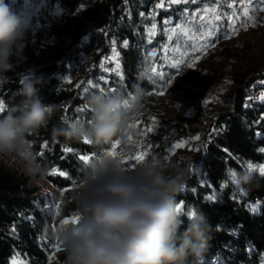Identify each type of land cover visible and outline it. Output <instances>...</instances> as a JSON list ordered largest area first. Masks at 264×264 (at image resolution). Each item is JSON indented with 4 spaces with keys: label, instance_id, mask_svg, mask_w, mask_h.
Segmentation results:
<instances>
[{
    "label": "trees",
    "instance_id": "1",
    "mask_svg": "<svg viewBox=\"0 0 264 264\" xmlns=\"http://www.w3.org/2000/svg\"><path fill=\"white\" fill-rule=\"evenodd\" d=\"M157 1L160 0H59L64 13L53 16L45 33L39 31L37 35L39 42L43 40L42 34L47 37L46 49L37 59H31L27 67L5 73L6 80L0 83V100L5 109L23 99L13 98L23 76L40 80L36 87L43 104L58 105L47 128L29 139L49 171L55 168L66 175L47 176L49 183L63 191L60 201L56 202L43 195L28 177L0 167V264H11L15 254L27 264H63L62 250L53 261H49L47 250L53 242L54 228L75 213L73 193L77 185L73 181L78 182L87 164L78 157L83 154L94 158L97 149L83 140L54 137L52 129L65 120H90L91 111L85 103L89 92L104 89L106 94H127L137 83L147 94L158 88L156 85L162 81L152 72L149 79H138L145 66L157 72L169 69L162 68L160 60L169 31L161 27L155 37H150L147 31L146 16ZM219 1L197 0L189 5H172L168 10H159L157 19L162 24L165 17H173L177 23L187 8L191 13L202 5H215ZM4 2L20 20L29 16L26 0ZM185 27L199 30L200 20L189 21ZM187 43L181 34L171 40L173 46L181 45L183 55L192 50ZM113 47L120 53V66L114 69L107 64L109 67L105 68L109 69H103L102 60ZM250 60L246 69L237 70L233 75L234 85L224 98L228 108L219 113L213 129L204 133L206 152L194 162L199 171L189 173L185 190L176 196L184 206L179 232L185 231L190 223L187 217L190 207L199 209L212 229L204 264H262L263 261L264 174L259 172V166L264 165V101L253 99L250 87L261 81L255 87L264 88V73L251 78L261 64ZM81 78L85 83L78 85ZM215 79L207 78L205 88ZM151 110L146 95L142 114ZM200 131L201 128L186 122H166L147 135L146 143L158 157L165 158L167 144L174 136L188 137ZM65 148L72 151L66 152ZM248 163L262 176L258 175L246 192H237L232 186L221 187L227 168L242 170Z\"/></svg>",
    "mask_w": 264,
    "mask_h": 264
},
{
    "label": "clouds",
    "instance_id": "2",
    "mask_svg": "<svg viewBox=\"0 0 264 264\" xmlns=\"http://www.w3.org/2000/svg\"><path fill=\"white\" fill-rule=\"evenodd\" d=\"M20 18L0 0V83L12 68L24 40ZM151 76L148 66L138 79ZM40 80L23 76L13 98L23 99L0 112V156L13 157L23 173L37 184L45 181L48 166L34 149L29 137L47 128L57 104L45 105L38 96ZM147 92L139 83L127 94L92 91L85 103L91 119L65 120L52 129L54 137L77 141L85 138L97 149L85 164L73 193L76 223L59 224L52 238L61 247L63 264H204L207 239L212 231L199 209L187 211L189 225L179 232L183 211H177L176 196L189 179V167H173L166 158L151 156L135 167L122 160L134 155L127 140L131 125L140 118ZM120 140V155H108L106 146ZM257 170L227 168L221 185L246 192Z\"/></svg>",
    "mask_w": 264,
    "mask_h": 264
},
{
    "label": "rangeland",
    "instance_id": "3",
    "mask_svg": "<svg viewBox=\"0 0 264 264\" xmlns=\"http://www.w3.org/2000/svg\"><path fill=\"white\" fill-rule=\"evenodd\" d=\"M158 4L161 6L157 7ZM179 4L189 5L193 3L182 2ZM172 5L178 4H172L170 0H160L152 5L150 12L146 16L149 21L147 31L150 37H155L161 27L169 31V35H172V38L175 35H180L179 31L173 34L171 30L177 28V25L181 29H186L185 25L189 21L199 20V16L205 14V9H216L215 14L221 15L222 18L218 22V31L213 32L208 42V47L203 50L193 51L192 49L190 53L183 55L181 50L176 51V47L171 44V40L167 39L163 44L160 51V60L163 62L162 68L168 67L169 69L161 72L168 79V87L163 89V95L155 94L160 90L159 88L147 94L152 110L142 114L140 118L132 123L134 127L131 128L129 134L131 139L129 140V135H127V140L134 146V155L130 158L124 157V164L127 167H135L139 163L132 158L145 152L147 153L145 159L157 156L154 148H151L146 143V137L150 132L165 125L166 122H186L201 128V131L188 137H172L173 139L167 144L166 159L172 166H188L189 173L192 174L199 171L197 166L194 165L196 157L206 152L207 139L204 133L213 129V124L219 113L228 108L224 98L234 85V73L237 70L246 69L248 67L247 62H252L250 59L256 60L261 64L258 70L252 72L251 78H254L259 73H264V12L258 10L264 5H261L259 0H220L215 5H202L191 13L187 8L177 23L174 22L173 17H165L162 24L159 23L157 19L159 10H168ZM230 5L232 6L230 7ZM25 6L30 9L29 16L21 20L25 38L22 42L19 59L17 56L12 57L13 66L11 69L27 67L31 59H37L41 51H44L48 46V39L44 36L45 34H42L43 40L38 41L37 35L39 31L45 33V30L52 23L51 18L65 11L59 0H26ZM245 9L250 15L254 16L255 26H252L251 22L247 28L240 26L242 21L246 19L244 17ZM194 13L196 14L195 18H193ZM211 15L210 13L209 18H211ZM233 15H235V19L232 18ZM153 24L156 25L155 29L152 28ZM232 25H235V31L232 30ZM193 43H196L199 48V40H195ZM181 56L188 62H182L179 67H174V59H179ZM189 56L198 58L193 63L189 60ZM119 58V51L113 47L107 58L102 60V68L112 66L114 69H118L120 66ZM210 76L216 79L205 88L204 81ZM66 81L69 82L70 79L67 78ZM84 83V78L78 80V85H83ZM92 83L93 80H90L89 84ZM258 83L261 84L263 82H255L250 87L252 98L257 101H264V98H262L264 97V88L255 87ZM196 137H199V139L197 140ZM114 142L108 150H114L118 156L122 149V142L120 141L113 149ZM181 142H183L182 147H174ZM0 167L14 170L20 175L28 177L23 173L20 166L14 163L13 157L0 156ZM30 181L33 185L38 186L40 192L48 199L56 202L60 201L63 191L58 190L49 183L47 178L40 184L31 179ZM74 189H76V186ZM55 229L56 227L54 232ZM56 244L57 242L53 239L47 250L49 261H53L59 252L55 250ZM13 261L16 264H27V261L19 254L13 256L11 264H13ZM262 264H264V256Z\"/></svg>",
    "mask_w": 264,
    "mask_h": 264
},
{
    "label": "snow or ice",
    "instance_id": "4",
    "mask_svg": "<svg viewBox=\"0 0 264 264\" xmlns=\"http://www.w3.org/2000/svg\"><path fill=\"white\" fill-rule=\"evenodd\" d=\"M195 3L196 0H170V3L172 4H179V3ZM259 3L261 5H264V0H259ZM161 5H157V7H160ZM232 5H230L231 7ZM259 11H262L264 12V7L258 9ZM216 9H205L204 10V15H200L199 16V20H200V23H201V29L199 30H196V31H192V30H188V29H181L179 25H177V28L175 29H172V33L175 34L177 31H179L182 35V37L188 41L187 43V47H190L193 49V51H200V50H203L204 48H207L208 47V42L210 41L212 35H213V32L215 31H218V22L221 20V15L219 14H215L216 13ZM255 11V10H254ZM212 14L211 15V18H209V14ZM196 14L194 13L193 14V18H195ZM244 17L246 19H244L241 23V27L243 28H247L249 26V23L251 22V25L252 26H255V18L254 16L250 15L249 12L247 11V9H245L244 11ZM233 19H235V15H233L232 17ZM152 28L155 29L156 28V25L153 24L152 25ZM232 30L235 31V25H232ZM227 38V37H226ZM169 40H172V35H169L168 37ZM195 40H199V48L197 46L196 43H193V41ZM180 47L181 45H177L176 47V51H179L180 50ZM198 57H194V56H189V60H191L193 63L195 62V60L197 59ZM187 63L188 61L184 60L183 59V56H181L179 59H174V64L173 66L174 67H179L181 65V63ZM150 71L154 74V76H156L159 80H161L163 83L162 84H159V85H156L160 90L157 91L155 94L156 95H163L164 94V91L163 89L164 88H167L168 87V79H166L164 77V74L162 72H157L155 68H150ZM101 92H104L105 90L104 89H101L100 90ZM264 98V97H262ZM5 110V105H4V102L2 100H0V111H4ZM130 128H133L134 125L131 124L129 125ZM149 131H151V129H149ZM128 139L130 140L131 139V136L129 135L128 136ZM196 139L198 140L199 137H196ZM84 143H90L86 138L83 140ZM120 143L119 140L115 141L112 148L115 149L116 145H118ZM183 146V142H181L180 144H177L175 145L174 147H182ZM64 151L66 152H71L72 149L71 148H65ZM42 155V154H41ZM108 155H111L113 157L117 156L116 152L114 150H108ZM147 155V153H143L142 155H137L135 157H133L132 159H135L138 163H141L144 161L145 159V156ZM82 162L84 163H88L91 159H93L92 156L90 155H79L78 157ZM167 158V157H165ZM122 163H125V160L123 159L122 160ZM247 167L249 168H253L254 166L251 164V163H248L247 164ZM259 172L261 174H264V166H260L259 167ZM49 175H60V176H65L66 173H64L62 170H57L55 168L51 169L48 173ZM73 184H76L77 185V182L73 181ZM223 187V185L221 186ZM65 190H68V189H65ZM211 198H214V197H210ZM183 204L182 203H178V206H177V211H182L183 209ZM59 214V213H57ZM79 217L76 216V215H73L72 217H69V218H65L61 224L63 225H67L69 223H76L78 221ZM55 227V226H54ZM55 250L56 251H60L62 250L59 246V244L57 243L56 246H55ZM13 264H16L15 261H13Z\"/></svg>",
    "mask_w": 264,
    "mask_h": 264
}]
</instances>
